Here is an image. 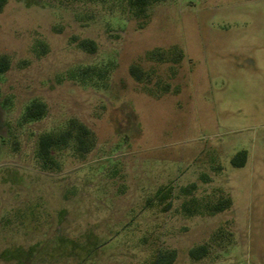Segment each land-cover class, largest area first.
<instances>
[{"label": "rangeland", "instance_id": "374dc122", "mask_svg": "<svg viewBox=\"0 0 264 264\" xmlns=\"http://www.w3.org/2000/svg\"><path fill=\"white\" fill-rule=\"evenodd\" d=\"M174 47L178 63L147 58ZM0 57V264H264V0H165L144 19L126 0H7ZM70 121L89 151L42 165L39 136Z\"/></svg>", "mask_w": 264, "mask_h": 264}, {"label": "trees", "instance_id": "16d2710c", "mask_svg": "<svg viewBox=\"0 0 264 264\" xmlns=\"http://www.w3.org/2000/svg\"><path fill=\"white\" fill-rule=\"evenodd\" d=\"M97 1V0H96ZM103 1V0H98ZM165 0H126L127 11L131 14L133 18L144 19L146 17L147 9L156 2ZM7 0H0V11L6 4ZM79 48L86 52L95 51V44L92 41H80L78 44ZM149 60L155 62H168L178 63L183 58V53L178 48H172L167 52L161 51L159 49L154 50L147 54ZM8 68V62L5 57H0V73L6 71ZM130 76L136 81L140 82L143 78L142 71L135 66L129 69ZM45 114V105L39 102H32L26 109L23 115L25 121H36L39 120ZM73 143L74 148L79 153H86L92 146V139L90 131L80 123L75 121H70L67 128L58 134H43L39 136L37 141V157L41 161L42 165H46L51 161V151L55 149L66 148L68 144ZM247 154L245 151L237 153L232 159L231 164L234 167H243L246 162ZM196 189L195 184L189 185L187 188L183 189V192H192ZM190 204V205H189ZM187 206H183V210L186 212L190 207L192 213L187 215L191 216L197 209H195V202L189 203ZM193 207V208H192ZM231 208V201L228 198H219L214 203H205L203 205V214L207 216H213L222 213ZM209 253L208 245H199L191 248L188 251L189 258L194 261H200L205 258ZM177 253L175 250H165L158 252L149 261L148 264H173L176 260Z\"/></svg>", "mask_w": 264, "mask_h": 264}]
</instances>
